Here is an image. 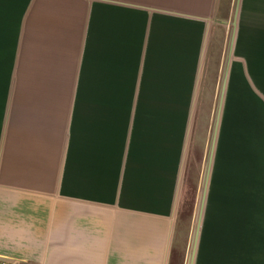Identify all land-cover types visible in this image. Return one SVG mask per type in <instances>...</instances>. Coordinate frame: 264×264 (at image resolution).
Segmentation results:
<instances>
[{
    "label": "crops",
    "instance_id": "obj_1",
    "mask_svg": "<svg viewBox=\"0 0 264 264\" xmlns=\"http://www.w3.org/2000/svg\"><path fill=\"white\" fill-rule=\"evenodd\" d=\"M0 264H264V0H0Z\"/></svg>",
    "mask_w": 264,
    "mask_h": 264
},
{
    "label": "rangeland",
    "instance_id": "obj_2",
    "mask_svg": "<svg viewBox=\"0 0 264 264\" xmlns=\"http://www.w3.org/2000/svg\"><path fill=\"white\" fill-rule=\"evenodd\" d=\"M183 202L184 203L182 204V208H183L184 216H191L195 210V203H196V192H195L194 184L185 193Z\"/></svg>",
    "mask_w": 264,
    "mask_h": 264
}]
</instances>
